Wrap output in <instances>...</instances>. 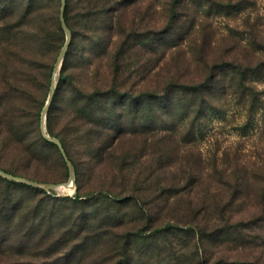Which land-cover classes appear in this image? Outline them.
<instances>
[{"label":"rangeland","instance_id":"obj_1","mask_svg":"<svg viewBox=\"0 0 264 264\" xmlns=\"http://www.w3.org/2000/svg\"><path fill=\"white\" fill-rule=\"evenodd\" d=\"M170 2L141 0L140 72L129 83L133 99L127 103L123 123L110 129L125 131L106 145L103 159L92 160L88 173L78 176L72 163L74 191L45 189L0 175L59 198L75 197L81 185L82 198L91 199L84 203L61 199L44 205L49 210L41 211L42 215L51 218L52 224L36 222L33 239L22 245L26 246L23 250L0 257V264H264V92L263 105L253 112L244 97L235 94L206 112L187 110L178 101L171 108L168 98L160 108L158 101L150 105L170 82L205 79L208 63L248 54L245 47L254 23L259 34L264 31V0H183L182 20L189 22L186 26L195 25L178 45L171 36L165 43L160 41L167 37L162 29L169 20ZM9 3L0 0V46L7 56L15 48L16 55L10 60L8 82L0 70V169L43 184L65 182L70 169L58 151L34 140L38 121L43 134L51 76L67 32L61 24L65 39L58 56L55 50L46 53L50 72L49 67L46 73L40 67L41 55L36 57V50L27 51L35 56L29 69L18 55L27 46L22 40L26 5L15 0L12 12ZM11 23L19 24L20 32L13 44ZM60 80L61 68L56 83ZM14 88L27 95L23 133L17 130L8 99ZM259 89L264 91V81L259 82ZM62 96L53 115L50 104L45 123L47 133L59 140L48 132V124L51 118L55 132L67 131L65 109L70 96L66 90ZM142 96H146L143 118L136 106ZM123 178L131 190L135 188L134 197L105 195L97 201L98 192H119ZM3 186L0 183V191ZM10 188L18 196L28 191L16 185ZM29 198L35 204L37 195Z\"/></svg>","mask_w":264,"mask_h":264},{"label":"trees","instance_id":"obj_2","mask_svg":"<svg viewBox=\"0 0 264 264\" xmlns=\"http://www.w3.org/2000/svg\"><path fill=\"white\" fill-rule=\"evenodd\" d=\"M9 1L10 10L15 12V0ZM22 1L26 5L27 25L22 40L24 46L25 44L27 46L18 55L24 57L25 62H23L32 69V60L35 56L33 52L27 51L36 50V57L37 53L41 55L40 67L46 68L45 73L49 67L50 72L52 66H48L49 62L45 59L46 53H53L55 50L58 56L65 39L60 20L61 2L60 0ZM182 3L183 0H171L169 20L166 27L162 29L167 37L161 38V43H165L171 36L175 45H178V40L185 39V35L193 29L194 22L186 26L189 22L182 20L179 11ZM142 14L144 12L141 0H66L65 20L72 31V41L61 66V80L59 84L56 83L50 114L55 113V106L66 90L70 96L68 107L66 106L65 109L68 129L63 134L61 131L55 132L49 118L48 132L60 138L78 176L80 173L84 175L90 171L93 159L96 157L103 159L106 145L116 141L125 131L124 128L116 131L110 129L115 128L116 123H123L124 111L130 106L127 103L133 99L129 83H132L134 76L140 72L138 39ZM256 23L250 32V42L245 47L248 54L243 55L242 58L239 54H234L232 59L224 56L220 60L208 63L209 73L205 79L182 83L170 82L159 90L158 96L151 100L150 105L154 106L158 101L156 107L160 108V104L168 98L171 108L175 107L178 101L180 103L177 105H183L187 110L191 107L194 112H206L216 109L219 104L222 105V99L226 102L230 95L235 94L244 97L250 111L258 109L259 104L263 105L261 96L264 91L259 89V82L264 81V31L261 32L262 35L259 34ZM8 27L12 35L10 43L13 44V38L18 39L20 34L17 31L19 24L11 23ZM14 55H16L15 48H12L7 56V52L0 46V70L8 77L5 78L7 82L11 76L13 63L10 60L14 58ZM20 64L23 65L22 61ZM123 76L127 80L122 81ZM52 77L53 75L51 83ZM26 98V92L21 88L19 90L14 88V92L8 98L13 105L12 114L20 133H23L25 129ZM145 98L146 96L140 97L136 104L139 115L143 113L141 110L146 105ZM143 117L142 114L141 118ZM38 122L35 127V143L51 151L57 150L67 164L61 149L42 134ZM0 168H2L1 165ZM4 169L16 174L5 167ZM125 182L126 179L119 192H115L114 195L111 192H98L97 201L105 195L120 198L129 194L128 197H134L135 188L131 190L129 184ZM0 183L4 184L0 191L1 258L8 257L9 252L12 253L11 250H23L26 247L22 245L33 239L36 222L41 225L46 222L52 224V219L43 216L41 212L49 210L44 205L48 206L50 201L54 203L61 199L76 203L91 201L89 197L82 198L79 193L81 185L78 186L75 197L59 198L51 195L49 191L1 176ZM10 185L25 187L28 191L25 195L18 196ZM34 194L37 198L33 201L35 204H31L32 200L29 197ZM14 223L17 225L15 231H13ZM47 235L42 236L41 239Z\"/></svg>","mask_w":264,"mask_h":264},{"label":"water","instance_id":"obj_3","mask_svg":"<svg viewBox=\"0 0 264 264\" xmlns=\"http://www.w3.org/2000/svg\"><path fill=\"white\" fill-rule=\"evenodd\" d=\"M65 7H66V0H62V7H61V11H60V20H61L62 25L66 29L67 41H66V43L64 45V48H63L61 54L59 55L58 60H57V62L55 64L54 74H53L52 83H51V92L49 94L46 106L44 108L43 116H42V130H43L44 136L47 139H49L51 141H54V142H56L59 145V148L61 149V151H62V153L64 155V158H65V160L67 162V165H68V167L70 169V177L65 182L43 184V183H39L37 181H34L32 179H29L27 177L16 176V175H14L12 173L6 172L3 169H0V175L1 176H4V177L9 178V179L17 180V181H20V182H23V183H26V184H30V185H33V186H36V187L45 188V189H64L65 187L70 185L71 182L74 183V177H75L74 166L72 164V161L68 157V155H67V153H66V151H65V149H64V147H63V145L61 143V141L59 139H56V138H53L52 136H50L47 133V130H46V127H45L46 118H47V111H48L49 106H50V104H51V102L53 100L54 92H55V89H56V75H57L58 71L60 70V68L62 66V63H63V60H64V56L67 53V51L69 49V46H70V43L72 41V32H71L70 28L67 26V23H66V20H65Z\"/></svg>","mask_w":264,"mask_h":264},{"label":"bare ground","instance_id":"obj_4","mask_svg":"<svg viewBox=\"0 0 264 264\" xmlns=\"http://www.w3.org/2000/svg\"><path fill=\"white\" fill-rule=\"evenodd\" d=\"M66 188H68L69 192H73L74 189H75L74 183L71 182L70 185H68L67 187H65L63 190H65Z\"/></svg>","mask_w":264,"mask_h":264}]
</instances>
